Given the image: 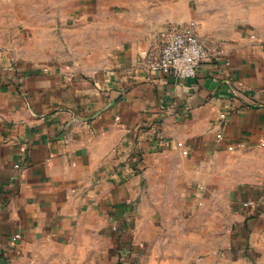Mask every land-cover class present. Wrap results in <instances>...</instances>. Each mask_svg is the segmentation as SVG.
I'll return each instance as SVG.
<instances>
[{"label": "crops", "instance_id": "0c3cea01", "mask_svg": "<svg viewBox=\"0 0 264 264\" xmlns=\"http://www.w3.org/2000/svg\"><path fill=\"white\" fill-rule=\"evenodd\" d=\"M111 1L28 14L27 47L0 46V264H264V19L190 11L210 57L178 78L142 52L179 17L107 46Z\"/></svg>", "mask_w": 264, "mask_h": 264}, {"label": "rangeland", "instance_id": "374dc122", "mask_svg": "<svg viewBox=\"0 0 264 264\" xmlns=\"http://www.w3.org/2000/svg\"><path fill=\"white\" fill-rule=\"evenodd\" d=\"M23 1L24 0H0V34H3V36L7 38H11L10 40L0 42L1 47H6L8 45L18 49L27 47L28 42L33 37V33H36L37 29L41 27L38 25L31 26L35 28L36 31H28L31 27H27L28 25H24L20 22V19L28 14L31 16L33 13H35L36 16L38 14L49 16L55 11L56 14L54 16L58 19H62L65 18L73 8L74 16L80 18L82 15H85L82 11L84 8L81 5H76L80 3V0H73L75 5H73V7L68 6L67 8L57 9H50L54 0H26V9H23ZM57 1L59 2L61 0ZM120 1L115 2V0H112L108 3L110 4L108 9H100L98 11L99 20L105 23L103 27H100L104 28L107 46L117 45L128 39L141 36L148 28V20L151 18V12L158 13L159 15L178 16L180 22H187L189 19H185V16H187L190 11L193 12L195 8L205 13L208 12L210 8L219 7L223 10L226 8L231 9L235 16L264 19V0H133L132 3L136 7L127 9L118 8L116 3H120ZM169 4H171V7H169ZM151 5H153L154 8L151 7ZM171 22L176 23L177 20ZM49 27V25L45 26L46 30L41 34L46 40L52 39L54 33H56L49 32ZM52 27L54 26L52 25ZM60 33L61 32L58 31V33H56L57 36H61ZM159 36L160 33L158 34V37ZM245 159L244 156L235 154L232 160H227L225 157L218 158L217 160L224 164H236L231 169V175L235 177V180H239V178L236 177L241 176V165L243 161H246ZM228 173H230V171ZM115 254H118L117 249Z\"/></svg>", "mask_w": 264, "mask_h": 264}, {"label": "built area", "instance_id": "2783aa9c", "mask_svg": "<svg viewBox=\"0 0 264 264\" xmlns=\"http://www.w3.org/2000/svg\"><path fill=\"white\" fill-rule=\"evenodd\" d=\"M198 28L199 23L195 19L166 23L160 31V50L156 53L142 52L148 67L178 78L195 76L197 69L210 57V50L201 39ZM178 146L183 148V142H178ZM229 149H234V146L229 145ZM183 153L188 154V151L183 149ZM253 204L247 201L244 206L252 207Z\"/></svg>", "mask_w": 264, "mask_h": 264}]
</instances>
